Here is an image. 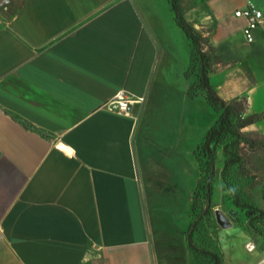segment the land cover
Returning <instances> with one entry per match:
<instances>
[{
    "label": "crops",
    "instance_id": "crops-1",
    "mask_svg": "<svg viewBox=\"0 0 264 264\" xmlns=\"http://www.w3.org/2000/svg\"><path fill=\"white\" fill-rule=\"evenodd\" d=\"M153 1L0 0V264H157L137 158L160 61ZM250 5L262 12L252 43L248 19L235 15ZM193 9L199 34L212 23L218 94L260 113L264 0ZM241 38L254 48L240 52ZM119 90L134 98L131 114L107 108Z\"/></svg>",
    "mask_w": 264,
    "mask_h": 264
},
{
    "label": "rangeland",
    "instance_id": "rangeland-1",
    "mask_svg": "<svg viewBox=\"0 0 264 264\" xmlns=\"http://www.w3.org/2000/svg\"><path fill=\"white\" fill-rule=\"evenodd\" d=\"M178 3L183 14L189 12L185 14L187 20L198 32L195 28H200V16L193 8L199 0ZM152 5L153 11H147L159 37L160 61L142 101L137 158L157 264H213L209 257L189 248L190 230L194 246L216 253L221 264H257L264 256V87L256 94L253 106L261 111L260 118L237 128L239 138L227 136L222 143H213L214 164L210 170L208 156L200 145L218 113L199 86V55L191 40L183 38L186 34L177 25L170 0H154ZM211 24H203L202 29L210 31ZM206 32L200 46L213 58ZM235 45L242 53L254 48L242 38ZM243 64L240 71L247 63ZM220 78L217 73L213 80L217 83ZM185 88L188 95L181 96ZM190 88L195 96L193 101H186ZM246 112L252 114L249 106ZM233 121L238 124V116ZM224 145L240 159L223 176ZM209 174L212 179L207 200ZM218 210L227 216L230 226L223 227L217 221ZM249 244L255 245L253 251L248 250Z\"/></svg>",
    "mask_w": 264,
    "mask_h": 264
},
{
    "label": "trees",
    "instance_id": "trees-1",
    "mask_svg": "<svg viewBox=\"0 0 264 264\" xmlns=\"http://www.w3.org/2000/svg\"><path fill=\"white\" fill-rule=\"evenodd\" d=\"M170 2L175 13L177 25L184 31L187 38L191 40L196 53L199 55V86L202 88L207 102L211 105L214 111L218 113L217 119L205 133L200 145V149H202L208 156L207 165L211 170V167L214 164V149L212 146L213 143H222L227 136H235L236 138H239L241 136L239 129L253 124L260 118V116L257 113L247 114L246 98L244 99L245 103L243 104L241 101V98L243 97H236L230 101H227L218 94L217 89L210 81V72L213 64L219 61L220 57L215 52V48L213 46H209L211 48V51H214L215 53L213 58H211L210 55L201 48L200 39L204 37L196 30H194V27L185 19L178 0H170ZM191 90L192 88H190L189 90V95L192 98L195 96V94L192 93ZM236 116H238V124L234 123L233 121L234 117ZM223 151L226 156L222 173V175L224 176L228 167L233 166L239 161L240 158L232 151H230L227 145L223 146ZM211 179L212 176L211 174H209L206 178L207 200L210 199L209 187ZM195 223L196 222H194L193 225ZM188 244L189 248L209 257L213 261V264H221L220 258L216 253L208 250H199L194 246L191 230L188 233Z\"/></svg>",
    "mask_w": 264,
    "mask_h": 264
},
{
    "label": "built area",
    "instance_id": "built-area-1",
    "mask_svg": "<svg viewBox=\"0 0 264 264\" xmlns=\"http://www.w3.org/2000/svg\"><path fill=\"white\" fill-rule=\"evenodd\" d=\"M235 15L248 19V23L243 28V34L246 41L252 43L255 40L254 31L261 23L262 12L250 5L246 8L237 10ZM134 103L135 100L131 94L125 90H119L113 98L106 102V106L109 110L120 114H131ZM247 247L250 251L255 249L254 244H249ZM257 264H264V256L257 262Z\"/></svg>",
    "mask_w": 264,
    "mask_h": 264
},
{
    "label": "water",
    "instance_id": "water-1",
    "mask_svg": "<svg viewBox=\"0 0 264 264\" xmlns=\"http://www.w3.org/2000/svg\"><path fill=\"white\" fill-rule=\"evenodd\" d=\"M59 145L63 149L69 150V148L65 146L63 143H60ZM216 216H217V221L221 224V226L228 227L231 225V222L228 220L227 216L222 211L218 210Z\"/></svg>",
    "mask_w": 264,
    "mask_h": 264
}]
</instances>
